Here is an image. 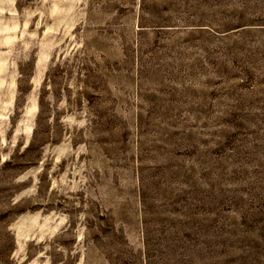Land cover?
I'll return each mask as SVG.
<instances>
[{"label": "rangeland", "instance_id": "374dc122", "mask_svg": "<svg viewBox=\"0 0 264 264\" xmlns=\"http://www.w3.org/2000/svg\"><path fill=\"white\" fill-rule=\"evenodd\" d=\"M0 264H264V0H0Z\"/></svg>", "mask_w": 264, "mask_h": 264}]
</instances>
